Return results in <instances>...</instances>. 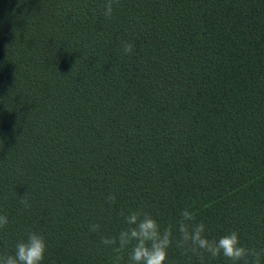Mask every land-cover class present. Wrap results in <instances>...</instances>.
Returning <instances> with one entry per match:
<instances>
[{
	"label": "trees",
	"instance_id": "trees-1",
	"mask_svg": "<svg viewBox=\"0 0 264 264\" xmlns=\"http://www.w3.org/2000/svg\"><path fill=\"white\" fill-rule=\"evenodd\" d=\"M105 2L0 0V254L36 231L44 264H128L101 240L140 211L172 231L166 264H201L185 208L264 249V0Z\"/></svg>",
	"mask_w": 264,
	"mask_h": 264
},
{
	"label": "clouds",
	"instance_id": "clouds-1",
	"mask_svg": "<svg viewBox=\"0 0 264 264\" xmlns=\"http://www.w3.org/2000/svg\"><path fill=\"white\" fill-rule=\"evenodd\" d=\"M119 0H106L103 5V16L110 20L114 14V7ZM124 55H131L134 52V44L124 41L122 43ZM109 204L116 201V196L109 194L106 197ZM20 203L25 209L31 208L28 194L20 197ZM121 215H124L121 213ZM126 228L122 229L117 236L103 237L101 243L105 247H114L119 252L129 245L132 251L128 257V264H166L168 250L173 244L172 231L161 230L158 221L151 215L140 211H132L124 216ZM9 217L0 214V230L7 228ZM99 224L91 226L92 232H98ZM180 236L176 240V247L182 249L183 254L192 253L199 255L203 264L204 253L211 257L223 255L233 264H262L264 249L246 247L241 243L239 233L231 231L219 239H209L206 236V225L196 223L191 210L185 208L181 212V221L177 227ZM48 252V242L44 235L36 231H29L26 239L15 244L11 254H0V264H44Z\"/></svg>",
	"mask_w": 264,
	"mask_h": 264
}]
</instances>
